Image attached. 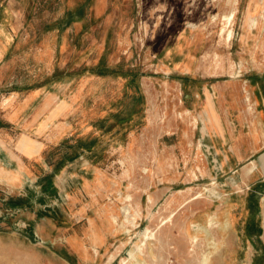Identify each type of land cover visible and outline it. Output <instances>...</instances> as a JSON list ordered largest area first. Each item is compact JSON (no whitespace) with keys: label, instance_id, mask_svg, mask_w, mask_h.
Wrapping results in <instances>:
<instances>
[{"label":"rangeland","instance_id":"1","mask_svg":"<svg viewBox=\"0 0 264 264\" xmlns=\"http://www.w3.org/2000/svg\"><path fill=\"white\" fill-rule=\"evenodd\" d=\"M261 71L264 0H0V264H264Z\"/></svg>","mask_w":264,"mask_h":264},{"label":"crops","instance_id":"2","mask_svg":"<svg viewBox=\"0 0 264 264\" xmlns=\"http://www.w3.org/2000/svg\"><path fill=\"white\" fill-rule=\"evenodd\" d=\"M244 85L248 94L246 100L252 101L250 104L256 113L248 131H243L232 144L234 140L232 127L221 119L220 124H215L216 127L210 126V138L213 147L218 148V152L224 157L222 166H225V171L233 172L239 166L238 177L233 179L264 181V71L259 72L251 80H245ZM209 111L212 114L214 112L211 104ZM229 148H234V151L225 155ZM235 165L236 168L231 167Z\"/></svg>","mask_w":264,"mask_h":264},{"label":"bare ground","instance_id":"3","mask_svg":"<svg viewBox=\"0 0 264 264\" xmlns=\"http://www.w3.org/2000/svg\"><path fill=\"white\" fill-rule=\"evenodd\" d=\"M231 17H234V14H233V13L229 16V19H230ZM229 19H228V20H229Z\"/></svg>","mask_w":264,"mask_h":264}]
</instances>
